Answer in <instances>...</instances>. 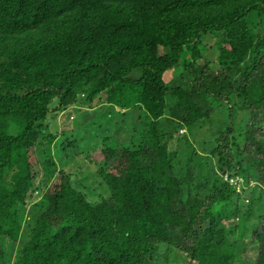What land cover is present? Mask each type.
I'll use <instances>...</instances> for the list:
<instances>
[{"label": "trees", "instance_id": "16d2710c", "mask_svg": "<svg viewBox=\"0 0 264 264\" xmlns=\"http://www.w3.org/2000/svg\"><path fill=\"white\" fill-rule=\"evenodd\" d=\"M96 100L72 182L46 121ZM262 187L264 0H0V264H264Z\"/></svg>", "mask_w": 264, "mask_h": 264}, {"label": "rangeland", "instance_id": "374dc122", "mask_svg": "<svg viewBox=\"0 0 264 264\" xmlns=\"http://www.w3.org/2000/svg\"><path fill=\"white\" fill-rule=\"evenodd\" d=\"M214 51L212 50L210 52V57H213ZM173 72L166 75V80H172ZM105 99V95H101L100 100ZM100 100H96L93 104V108L91 109L89 107L81 108L78 107H71L65 112L62 113H56L53 112L52 115L49 116V118L46 121V127L48 128V132L54 134L57 136L58 140L55 143V157L56 163H61L59 166H65L64 163V157L67 158V166L64 168L66 174H70L72 177V182L75 180L77 182H83L85 179H87L88 175L92 172H95L97 170L96 164H100L104 161L101 146H96V148H92L88 150L85 147V143H87L91 138L95 136V133L92 132V129H94L96 126H94V123L96 121V113L101 110L100 104L103 103ZM99 107V108H98ZM76 120L80 121L79 127H76ZM206 128H203L201 131H197L196 133V140L200 141L201 136L205 133ZM203 131V132H202ZM102 131H99L100 133ZM122 133V132H121ZM185 131H180L179 133L175 134L176 138L180 137ZM121 136L119 138L125 137V133L120 134ZM198 138V139H197ZM202 142V141H200ZM57 145V147H56ZM60 146V147H59ZM68 146L67 150L64 151V147ZM172 148L174 147V143H171L170 145ZM61 150V154H59ZM58 154V155H57ZM32 155L34 156L33 162L34 167L33 170L35 172L36 178L35 182L38 184L43 179V168H42V158L38 154L37 151L33 152ZM74 158L73 160H70ZM224 169L220 167L217 169V174L219 178L223 182L229 181L231 185H234V187L237 190V193L243 198L242 201L245 203V205L249 204L250 199L247 198L249 192L253 189L255 190V194L253 196L255 197L257 194L261 192V189L259 186L256 185L255 182L251 181L248 188L243 187V179L241 176L234 174L235 172L228 173L224 172ZM236 175L235 177H229V176ZM264 189V187H262ZM264 192V190H263ZM41 198L40 194H33V196L30 197L28 202L26 203L25 207V214L27 215L28 212H31L30 205L36 202ZM261 204L260 206H254V212H264V196L259 201ZM27 211V212H26ZM35 213V212H34ZM25 218V216H24ZM32 217V221H33ZM238 219L232 220L229 223H226V226L234 225L237 222ZM9 252V251H8ZM172 264H189L187 260L185 259V256H180L179 258H176V260Z\"/></svg>", "mask_w": 264, "mask_h": 264}]
</instances>
